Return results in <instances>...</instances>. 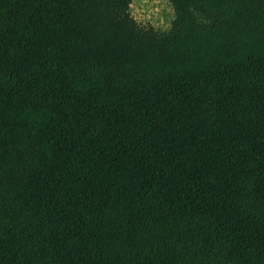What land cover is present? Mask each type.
<instances>
[{
	"label": "trees",
	"instance_id": "obj_1",
	"mask_svg": "<svg viewBox=\"0 0 264 264\" xmlns=\"http://www.w3.org/2000/svg\"><path fill=\"white\" fill-rule=\"evenodd\" d=\"M0 0V264H264V0Z\"/></svg>",
	"mask_w": 264,
	"mask_h": 264
},
{
	"label": "rangeland",
	"instance_id": "obj_2",
	"mask_svg": "<svg viewBox=\"0 0 264 264\" xmlns=\"http://www.w3.org/2000/svg\"><path fill=\"white\" fill-rule=\"evenodd\" d=\"M130 11L140 25L160 31L168 30L175 18L170 0H133Z\"/></svg>",
	"mask_w": 264,
	"mask_h": 264
}]
</instances>
